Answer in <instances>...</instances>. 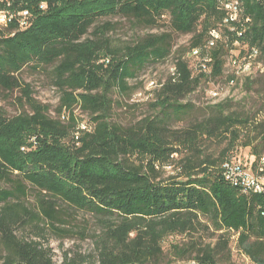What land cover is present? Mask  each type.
<instances>
[{"label": "trees", "instance_id": "trees-1", "mask_svg": "<svg viewBox=\"0 0 264 264\" xmlns=\"http://www.w3.org/2000/svg\"><path fill=\"white\" fill-rule=\"evenodd\" d=\"M234 1L236 20L225 8ZM4 7L27 10L31 20L22 27L14 15L0 25V88L18 90L22 108L29 106L14 116L0 109L1 264H75L67 255L55 262L50 249L16 233L19 225L47 222L67 235L58 226L66 215L60 202L99 223L98 264H236L231 242L251 263L264 264V191L223 175L239 145L254 158L242 166L264 178V97L254 113L227 110L233 99L225 98L183 129L168 124L194 106L182 100L223 77L228 58L259 66L264 75V0H0ZM109 17L148 28L167 20L173 32L193 35L188 49L209 72L194 74L178 50L174 74L151 103L155 113L130 125L113 122L114 91H129V79L174 50L169 32L113 47L107 34L114 25L99 23ZM27 69L51 76L59 92L55 117L21 82ZM256 78L245 76L244 86ZM78 107L89 119L75 113ZM215 138L225 143L217 157L201 147ZM166 166L175 173L163 179ZM30 188L38 191L32 207Z\"/></svg>", "mask_w": 264, "mask_h": 264}, {"label": "rangeland", "instance_id": "rangeland-1", "mask_svg": "<svg viewBox=\"0 0 264 264\" xmlns=\"http://www.w3.org/2000/svg\"><path fill=\"white\" fill-rule=\"evenodd\" d=\"M45 6V4H43ZM19 11L14 13L8 10L7 7L0 9V25H4L7 21V17L12 14L13 16H20L21 21L31 20V14L29 11L26 13ZM5 21V22H4ZM110 22L114 27L108 32V37L113 47H124L127 43L133 41L136 37H141L151 33L169 32L172 35L173 50L174 52L165 60L157 61L147 64L138 76L134 79H129L128 83L131 89L126 93H119L114 91L112 98L114 100L112 121L122 124L130 125L134 124L147 115L154 114L155 110L151 106V103L156 100V92L160 89L163 83H165L169 77L174 74L175 68V56L178 50L182 51L184 58L188 62L190 69L195 74L201 69L209 72V69L205 67V61L197 53V50L188 49L191 39V34H180L173 32L168 21L165 20L157 27L148 28L144 26H135L132 21L125 17H109L103 18L99 23ZM21 25V24H20ZM23 26V25H21ZM256 68H251L248 64L244 65L243 62L237 61L236 58L230 57L227 59L225 72L221 79L210 78V80L202 83L201 87L188 95L184 101L181 102L192 103L190 109H188L181 116H173L170 118L168 124L176 130L187 127L192 122L202 120L207 117L211 110L208 108L209 103L217 102L232 98L230 102V109H242L251 112H256L261 109L264 97V75H258L263 71L257 72ZM253 75L256 78V82L250 89H247L243 82L245 76ZM233 77V81L230 78ZM21 82L24 84H30L33 90V98L37 101L50 105V115L55 117V108L58 106L59 92L53 84L51 76L46 73H38L31 70H25L21 76H19ZM18 90L8 92L0 88V109L4 111L8 116L17 115L23 110L29 111V106L26 104L22 108L18 101L20 96ZM75 113L80 117L89 119V115L82 112L78 107ZM67 113H64L66 117ZM225 143H220L217 138L207 140L202 147L203 151L208 154L218 156L223 150ZM231 159L240 161H252L254 159L251 155L249 147L235 146L228 153ZM161 178H167L171 173H175L174 168L170 166L164 167V171L161 172ZM29 186V185H28ZM38 191L35 188L29 189V197L27 204L32 207L35 204ZM37 202V201H36ZM65 207V214L63 223H59L58 226L69 229V233L65 236H58L47 222L41 223V226L37 228L35 223L27 224L25 226H17L16 233L21 238L24 237L27 240H35L40 242L43 248L50 249L53 260L60 263L65 255L71 258L75 264H98L96 241L97 236L101 233V227L96 221L95 217L91 213H87L82 210L74 209L67 206L65 203L60 202ZM3 207V203H0V209ZM181 237V236H180ZM179 238V237H178ZM182 238V237H181ZM232 243L234 248V258L237 264H247L245 256H242L235 249V243ZM169 242L165 243V248L168 250ZM3 253H0V257ZM1 264V261H0Z\"/></svg>", "mask_w": 264, "mask_h": 264}, {"label": "built area", "instance_id": "built-area-1", "mask_svg": "<svg viewBox=\"0 0 264 264\" xmlns=\"http://www.w3.org/2000/svg\"><path fill=\"white\" fill-rule=\"evenodd\" d=\"M225 8L228 10L229 15H234V10L228 8V2L225 4ZM24 12L27 13L28 11H24ZM12 17L13 15L10 14V16L7 17V21L5 24H7ZM21 20H20V24L25 25L26 20L25 21L24 20L21 21ZM213 35L215 37H218V34H213ZM210 44H214L213 39ZM204 64H205L204 68H206L207 64L206 63ZM247 64L250 66V63ZM81 128L86 129V125L85 124L81 125ZM262 162H264V158L262 159ZM223 175L224 178L233 185L241 186L244 187L246 190H253L255 192L264 191V178H258L257 176H255L250 171V168L243 167L241 161L239 160H231L229 162V165L223 167Z\"/></svg>", "mask_w": 264, "mask_h": 264}, {"label": "bare ground", "instance_id": "bare-ground-1", "mask_svg": "<svg viewBox=\"0 0 264 264\" xmlns=\"http://www.w3.org/2000/svg\"><path fill=\"white\" fill-rule=\"evenodd\" d=\"M240 4V3H239ZM238 1H234V2H230L228 3V8L229 9H233L234 10V15H230V19L232 20H236L239 12H240V7L238 6ZM255 54V53H254ZM227 165H229V162H227L224 167H226Z\"/></svg>", "mask_w": 264, "mask_h": 264}, {"label": "crops", "instance_id": "crops-1", "mask_svg": "<svg viewBox=\"0 0 264 264\" xmlns=\"http://www.w3.org/2000/svg\"><path fill=\"white\" fill-rule=\"evenodd\" d=\"M245 259H246V261H247V264H253V263H251L250 262V260L245 256ZM237 264V263H236Z\"/></svg>", "mask_w": 264, "mask_h": 264}]
</instances>
